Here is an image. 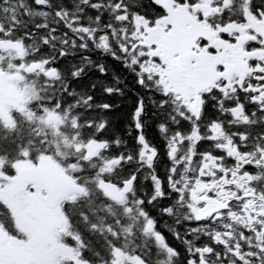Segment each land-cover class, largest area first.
Returning <instances> with one entry per match:
<instances>
[{
  "label": "snow or ice",
  "instance_id": "1",
  "mask_svg": "<svg viewBox=\"0 0 264 264\" xmlns=\"http://www.w3.org/2000/svg\"><path fill=\"white\" fill-rule=\"evenodd\" d=\"M0 264H264V0H0Z\"/></svg>",
  "mask_w": 264,
  "mask_h": 264
}]
</instances>
